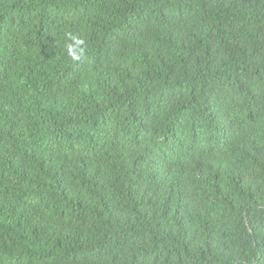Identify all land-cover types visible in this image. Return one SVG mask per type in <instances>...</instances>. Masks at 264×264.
Segmentation results:
<instances>
[{
  "label": "trees",
  "instance_id": "obj_1",
  "mask_svg": "<svg viewBox=\"0 0 264 264\" xmlns=\"http://www.w3.org/2000/svg\"><path fill=\"white\" fill-rule=\"evenodd\" d=\"M0 264H264V0H0Z\"/></svg>",
  "mask_w": 264,
  "mask_h": 264
}]
</instances>
